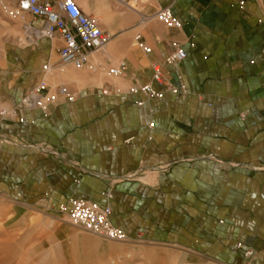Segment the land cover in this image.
I'll return each instance as SVG.
<instances>
[{"label":"crops","instance_id":"1","mask_svg":"<svg viewBox=\"0 0 264 264\" xmlns=\"http://www.w3.org/2000/svg\"><path fill=\"white\" fill-rule=\"evenodd\" d=\"M72 1L110 37L81 71L60 64L57 33L1 42L0 231L67 262L84 234L59 212L86 200L171 264H264V0ZM161 8L181 27L158 21ZM176 47L186 58L169 65ZM153 63L176 94L131 92ZM40 83L56 101L22 107Z\"/></svg>","mask_w":264,"mask_h":264},{"label":"built area","instance_id":"2","mask_svg":"<svg viewBox=\"0 0 264 264\" xmlns=\"http://www.w3.org/2000/svg\"><path fill=\"white\" fill-rule=\"evenodd\" d=\"M127 1V0H122ZM246 0H238V6L242 7ZM16 9L14 15L24 19L25 15H29L34 19L43 22V29L35 31L37 38H51L54 34H59L63 46L58 51V59L63 66L70 65L75 70L81 71L89 61L88 56L91 53H96L102 50L109 43L110 37L103 33L96 21L86 16L79 10L77 5L72 0H63L53 2L52 0H15ZM156 19L167 28H180L181 24L172 15L170 8H161L156 13ZM139 36L135 40L139 41ZM145 53H149V49L139 45ZM186 58L185 52L181 47H176L175 52L166 59L169 65L176 64ZM48 66H45L44 71ZM152 77L150 82L131 89L132 93H141L147 100L160 99L165 91L176 94L177 90L167 85L161 76L160 64H152ZM111 76H120L118 69L109 70ZM160 88L158 91L154 87ZM44 85L40 83L32 89L22 100L21 106L26 108H41L45 109L46 104H51L56 101V95L48 96L43 94ZM58 95L62 96L65 101H73V96L63 88L58 89ZM138 107L144 104L136 103ZM9 116V112L0 107V119ZM153 125L150 124V128ZM127 141L126 143H128ZM65 216L66 221L73 227L84 232H88L100 238L112 242L131 243L127 239L124 232L119 228H115L110 223V209L107 207H99L97 204L90 201L74 199L70 202L69 210L64 214V211L59 212ZM240 248V246H239ZM252 251H246L244 258L250 259Z\"/></svg>","mask_w":264,"mask_h":264},{"label":"rangeland","instance_id":"3","mask_svg":"<svg viewBox=\"0 0 264 264\" xmlns=\"http://www.w3.org/2000/svg\"><path fill=\"white\" fill-rule=\"evenodd\" d=\"M15 9V0H0V46L1 42L6 40L23 46L32 39L26 33L27 28L32 29L28 26L29 22L32 23V19L25 15V23H23V19L14 15ZM16 31L20 33L24 44L19 40H13V32ZM76 231L84 234L82 245L80 248H72L69 261L60 259L55 262L56 264H171L169 259L175 256L166 247L138 242H112L100 237L97 240L95 235L78 228ZM32 249L34 247L30 245L21 246L20 240L12 234H4L0 231V264H53L48 262L46 257H42L44 253L37 255L31 252ZM149 251L150 255L146 256L145 252Z\"/></svg>","mask_w":264,"mask_h":264},{"label":"bare ground","instance_id":"4","mask_svg":"<svg viewBox=\"0 0 264 264\" xmlns=\"http://www.w3.org/2000/svg\"><path fill=\"white\" fill-rule=\"evenodd\" d=\"M34 31V30H33ZM93 235V234H92ZM98 237V236H97Z\"/></svg>","mask_w":264,"mask_h":264}]
</instances>
